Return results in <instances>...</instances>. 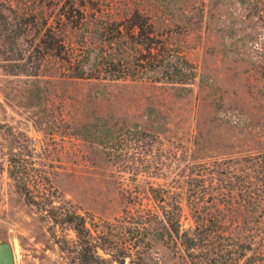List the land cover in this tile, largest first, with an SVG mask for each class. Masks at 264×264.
<instances>
[{"label":"rangeland","instance_id":"374dc122","mask_svg":"<svg viewBox=\"0 0 264 264\" xmlns=\"http://www.w3.org/2000/svg\"><path fill=\"white\" fill-rule=\"evenodd\" d=\"M224 13L173 40L184 67L166 76L72 79L55 59L21 72L0 42V243L13 245L15 264H82L73 226L54 220L67 211L86 218L93 242L116 238V251L132 237L125 227L162 218L170 202L193 229L196 201L216 192L210 172L264 147V0ZM138 240L126 264L177 263L174 251Z\"/></svg>","mask_w":264,"mask_h":264},{"label":"trees","instance_id":"16d2710c","mask_svg":"<svg viewBox=\"0 0 264 264\" xmlns=\"http://www.w3.org/2000/svg\"><path fill=\"white\" fill-rule=\"evenodd\" d=\"M261 1L0 0V42L11 44L9 66L21 72L40 71L55 59L59 71L72 79L116 81L143 78L151 71L180 74L181 51L173 40L220 21L232 5L254 12ZM231 162L233 171L216 167L210 172L209 186L216 192L206 204L196 201L193 229H182L181 207L170 202L162 218L129 223L125 228L132 237L119 238L116 251V238L112 247L93 242L86 218L75 211L53 215L54 220L73 226L82 264H95L92 253L99 249L116 264H126L133 256L130 248H141L138 238L143 234L148 246L159 243L178 254L176 264H264V147ZM145 259L140 255L132 263L146 264Z\"/></svg>","mask_w":264,"mask_h":264},{"label":"water","instance_id":"95a60500","mask_svg":"<svg viewBox=\"0 0 264 264\" xmlns=\"http://www.w3.org/2000/svg\"><path fill=\"white\" fill-rule=\"evenodd\" d=\"M0 264H15V252L10 242L0 243Z\"/></svg>","mask_w":264,"mask_h":264}]
</instances>
